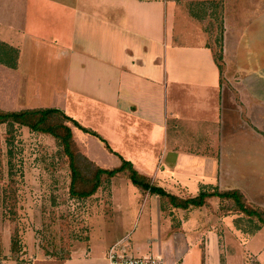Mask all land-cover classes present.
Segmentation results:
<instances>
[{
  "label": "crops",
  "instance_id": "obj_1",
  "mask_svg": "<svg viewBox=\"0 0 264 264\" xmlns=\"http://www.w3.org/2000/svg\"><path fill=\"white\" fill-rule=\"evenodd\" d=\"M1 42L17 56L15 65H0L37 78L36 91L52 92V104L57 96L48 107L98 132L156 185L182 198L203 187L239 189L264 209L257 197L264 172V0H0ZM73 131L79 142L82 130ZM83 133L86 154L108 160L105 143ZM116 177V213L128 194L127 216L140 204L152 209L160 195L142 191L149 195L143 202L130 179ZM215 200L221 203L215 196L201 207L170 204L181 211V224H160L164 235L181 236L189 248L205 231L219 237L206 218L220 224L232 215L210 210ZM156 211L161 217L160 206ZM249 232L226 227L225 248L218 239L212 264H264V226ZM90 239L74 243L58 262L36 250L23 252L31 259L15 255L4 264H107L110 247L121 240L101 253Z\"/></svg>",
  "mask_w": 264,
  "mask_h": 264
},
{
  "label": "rangeland",
  "instance_id": "obj_2",
  "mask_svg": "<svg viewBox=\"0 0 264 264\" xmlns=\"http://www.w3.org/2000/svg\"><path fill=\"white\" fill-rule=\"evenodd\" d=\"M216 42L215 53L219 55V37ZM54 78L61 81L59 77ZM34 80L22 77L19 73L12 74L5 66L0 65V109L21 110L32 106L51 105L52 92L36 91V85H32ZM29 84L32 87H29ZM45 89L49 88L46 86ZM59 89L58 83L56 90ZM56 97L52 105L56 103ZM83 134V130L77 131V142L79 148L87 153L85 142L82 141ZM92 149H95L94 145H91ZM107 152L108 160L103 157L90 158L106 168H112L111 166L122 162L123 157L114 150L112 153L109 150ZM231 174L237 179L242 175L239 172ZM116 178L128 179L125 175ZM70 183L68 157L56 138L31 131L18 124L11 128L7 124H0V264L15 255H18L19 259H31L30 251L36 250L42 253L46 261L58 262L70 255L74 243L88 241L90 236L96 252L104 253L111 243L121 239L127 232L131 233L130 240L125 242L130 254L158 255L163 258L165 264H212V251L216 249L218 239L222 249L225 248L223 232L226 227L235 224L236 227L253 233L259 225L257 219L253 220L240 212L233 200L222 199L221 203L215 200L210 203L209 209L218 208L222 215H232V222L227 219L218 224L209 216L205 221L206 226L220 236L213 237L205 231L203 236H196L193 244L196 246L189 248L181 241V236H165L161 229L160 224L172 227H179L181 224V211L173 209L168 198L153 196L152 209L146 204L142 209L140 204L138 210L134 209V214L128 213L127 216L123 211L131 200L130 195H122L123 205L121 211L116 213L115 204L120 202V196L113 194V179L104 178L98 191L88 198L72 196ZM260 186L261 192L257 197L263 201L264 172ZM140 192L143 194L141 201L144 202L149 195ZM249 193L250 198L255 199L251 190ZM158 206L161 209V217L156 211ZM15 241L20 243L21 250L11 255L9 248ZM24 251L29 254H23ZM224 255L225 250L221 256L223 262Z\"/></svg>",
  "mask_w": 264,
  "mask_h": 264
},
{
  "label": "trees",
  "instance_id": "obj_3",
  "mask_svg": "<svg viewBox=\"0 0 264 264\" xmlns=\"http://www.w3.org/2000/svg\"><path fill=\"white\" fill-rule=\"evenodd\" d=\"M17 51L5 43H0V63L8 65L16 64ZM220 68L223 69L222 53L216 54ZM0 124H7L14 127L16 124L27 127L31 131L50 135L58 140L63 146L64 153L68 157L71 170L70 193L74 197L88 198L94 195L103 183V179H111L116 176L125 175L132 183L143 192L158 194L168 198L170 204L176 208L188 209L190 207H201L207 204L211 197H219L224 200L230 199L235 202L236 208L249 218L257 219L260 226H264V210L256 207L247 201L245 195L239 189L220 191L203 187L196 196L182 198L168 192L161 186L156 185L152 178L141 173L132 161L122 158L120 165L106 168L99 166L84 153L78 145L74 136L73 126L78 127L86 133L100 138L110 151L111 146L95 130L79 123L76 119L67 115L64 111L54 107H33L21 110L0 109ZM12 253L17 254L20 250V243L17 241L11 245Z\"/></svg>",
  "mask_w": 264,
  "mask_h": 264
},
{
  "label": "built area",
  "instance_id": "obj_4",
  "mask_svg": "<svg viewBox=\"0 0 264 264\" xmlns=\"http://www.w3.org/2000/svg\"><path fill=\"white\" fill-rule=\"evenodd\" d=\"M128 236L112 245L107 254V264H165L158 255H134L130 254L125 244Z\"/></svg>",
  "mask_w": 264,
  "mask_h": 264
}]
</instances>
